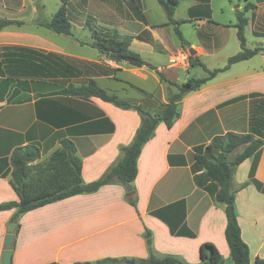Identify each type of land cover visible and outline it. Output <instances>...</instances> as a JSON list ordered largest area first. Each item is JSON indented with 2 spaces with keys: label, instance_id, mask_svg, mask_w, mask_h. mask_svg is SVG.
<instances>
[{
  "label": "crops",
  "instance_id": "1",
  "mask_svg": "<svg viewBox=\"0 0 264 264\" xmlns=\"http://www.w3.org/2000/svg\"><path fill=\"white\" fill-rule=\"evenodd\" d=\"M246 3L254 6L244 11L245 45L264 47V0H178L173 17L184 20L177 24L184 40L157 0H0V18L22 22L0 28V170H10L16 147L37 146L32 164L38 165L66 137L81 160L82 182L101 177L121 158L120 147L133 139L140 115L133 107L119 108L96 96H68L61 89L91 78L114 93V83H120L124 91L131 90V98H121L144 109L153 103L130 84L166 102L177 88L157 72L181 84L205 77V68L223 67L240 51L235 10L242 11ZM62 4L70 34L38 23L49 20ZM183 26L190 28L188 34ZM93 31L127 40L154 68L112 60L90 45ZM189 56L205 68L191 65ZM177 111L171 127L158 122L143 144L131 190L113 181L25 211L17 217L18 227L11 222L17 207L0 210V264L7 223L15 224L11 264H76L106 257L129 264L127 260L148 257L147 240L154 256L173 255L184 264H205L199 248L212 243L223 264H229L224 205L194 184L192 171L194 147L227 131L263 140L259 155L240 162L231 179L241 238L250 264H258L256 259L264 256V192L247 181L256 162L254 177L264 184V50L185 94ZM9 177L0 175V204L18 200Z\"/></svg>",
  "mask_w": 264,
  "mask_h": 264
},
{
  "label": "trees",
  "instance_id": "2",
  "mask_svg": "<svg viewBox=\"0 0 264 264\" xmlns=\"http://www.w3.org/2000/svg\"><path fill=\"white\" fill-rule=\"evenodd\" d=\"M163 8L168 22L174 25L175 33L181 40H184L177 24L184 20H175L173 15L178 0H157ZM252 3H246L242 11L236 9L235 16L236 34L239 40L240 51L230 56L227 63L221 68L208 70L199 61L189 56L191 65L199 64L207 71L205 77H190L185 82L178 84L167 79L162 73L157 72L159 79L174 85L176 92L169 93L166 102H160L152 93L130 84V86L146 98L151 100L153 107L144 109L137 106V112L140 115V124L137 127L133 139L126 146H121V158L110 166L101 177L89 183H83L81 179V160L75 153L74 143L66 137L59 141V148L56 149L43 163L38 165L32 162L38 157V147L33 144H27L16 147L10 157V170L3 172L1 176L9 173V182L15 189L18 200L9 201L0 204V210L17 207L16 213L11 217V222H16L19 214L47 204L49 202L63 199L78 193L93 192L102 185L119 181L126 185L127 190H131L129 183L135 178L137 173V157L143 144L148 141L154 134L158 122L162 121L166 127H171L174 119L178 115L177 103L188 92L201 87L209 78L217 72L228 68L232 63L247 59L264 47L248 48L245 45L244 30L247 19L244 11L253 7ZM209 15V11L207 10ZM145 21L143 15H138ZM21 21L7 20L0 18V28L8 24H21ZM38 23L56 33H71V24L66 16L65 6L62 4L49 20L38 21ZM90 45L99 52L106 54L115 61H125L133 66L147 65L154 68L152 64L145 61L137 52L129 48V42L125 39L117 40L112 37H104L96 31L92 33ZM61 93L68 96L89 98L96 96L113 105L129 109L133 103L127 99L119 97L116 93L110 92L99 86L94 79H88L85 84L74 86L67 85L61 89ZM90 130H95L94 128ZM89 130V131H90ZM263 140L255 138L250 133H235L227 131L223 134L215 135L205 145L194 147V164L193 182L197 187L209 191L214 200L224 205L226 216V226L224 236L229 247L230 259L229 264H250L249 248L241 238L240 226L237 221L235 211V191L232 189V172L234 168L247 157L259 155ZM8 164L7 159H1ZM256 162H253L249 170V179L247 182L252 183L258 190L264 192V184L254 177ZM245 182L244 184H246ZM243 184V185H244ZM131 203H134L132 197H128ZM159 214V211L154 212ZM149 255L146 258L134 259L136 264H184L180 259L173 255L156 257L152 254L150 241ZM199 256L205 264H223L222 257L212 243L204 242L200 245ZM122 258H102L93 262H83L76 264H123ZM258 264H264V256L257 258Z\"/></svg>",
  "mask_w": 264,
  "mask_h": 264
},
{
  "label": "water",
  "instance_id": "3",
  "mask_svg": "<svg viewBox=\"0 0 264 264\" xmlns=\"http://www.w3.org/2000/svg\"><path fill=\"white\" fill-rule=\"evenodd\" d=\"M189 53L192 55L194 53L193 49H189ZM134 109H137L136 105H133ZM14 223H7L6 225V234L4 237V249L1 253V264H11V256H12V244L14 239ZM129 264H133L134 260L130 259L126 261Z\"/></svg>",
  "mask_w": 264,
  "mask_h": 264
},
{
  "label": "rangeland",
  "instance_id": "4",
  "mask_svg": "<svg viewBox=\"0 0 264 264\" xmlns=\"http://www.w3.org/2000/svg\"><path fill=\"white\" fill-rule=\"evenodd\" d=\"M183 5H184V3H182ZM181 9H182V6H179L178 8H177V15L178 16H181L180 14H181ZM189 29L190 28H186L185 26H183V32L185 33V34H188L190 31H189ZM114 84H116L115 86H117V87H115V90H117L116 91V94H118L120 97H126V98H131V90H127V91H124L122 88H121V86H120V83L118 84L117 82H115Z\"/></svg>",
  "mask_w": 264,
  "mask_h": 264
}]
</instances>
